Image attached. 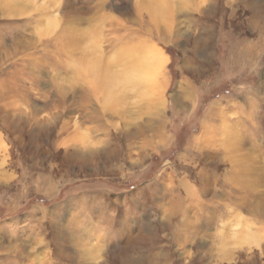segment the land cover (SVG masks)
Listing matches in <instances>:
<instances>
[{
    "label": "rangeland",
    "instance_id": "1",
    "mask_svg": "<svg viewBox=\"0 0 264 264\" xmlns=\"http://www.w3.org/2000/svg\"><path fill=\"white\" fill-rule=\"evenodd\" d=\"M0 264H264V0H0Z\"/></svg>",
    "mask_w": 264,
    "mask_h": 264
},
{
    "label": "bare ground",
    "instance_id": "2",
    "mask_svg": "<svg viewBox=\"0 0 264 264\" xmlns=\"http://www.w3.org/2000/svg\"><path fill=\"white\" fill-rule=\"evenodd\" d=\"M155 14V13H154ZM158 16V12H156V14ZM156 17V16H155ZM150 58L152 59L150 62H152L151 64L156 65V66H164V64H166V62L168 61V57L166 56H160V54H156L153 53L152 55H150ZM147 65H143L140 67V70H144L146 68ZM161 68V67H160ZM149 69V68H148ZM146 72V71H145ZM150 72V71H149ZM178 205V204H177Z\"/></svg>",
    "mask_w": 264,
    "mask_h": 264
}]
</instances>
